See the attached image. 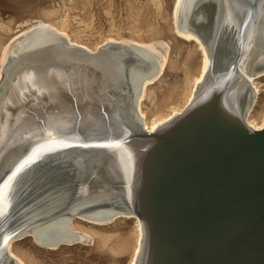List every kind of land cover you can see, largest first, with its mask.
<instances>
[{
    "label": "bare ground",
    "instance_id": "6f19581e",
    "mask_svg": "<svg viewBox=\"0 0 264 264\" xmlns=\"http://www.w3.org/2000/svg\"><path fill=\"white\" fill-rule=\"evenodd\" d=\"M170 17L201 65L184 66L183 106L153 119L141 102L165 73L161 41L92 48L36 21L2 49L0 185L32 149L52 150L0 198V264L30 260L14 248L28 237L48 251L107 247L98 229L120 219L134 221L132 243L109 247L110 264H264V112L250 116L264 0H173Z\"/></svg>",
    "mask_w": 264,
    "mask_h": 264
},
{
    "label": "rangeland",
    "instance_id": "374dc122",
    "mask_svg": "<svg viewBox=\"0 0 264 264\" xmlns=\"http://www.w3.org/2000/svg\"><path fill=\"white\" fill-rule=\"evenodd\" d=\"M172 3L173 0H0V58L18 26L36 21H46L64 30L71 40L92 48L103 46L108 39L161 41L167 50L165 73L147 86L141 102L146 118L153 119L169 108L183 106L189 92L184 85V66L187 62L196 68L201 65L195 44L182 40L172 30ZM206 24L200 22L197 27ZM254 83L259 84L257 103L250 116L258 120L264 112V76ZM134 226L133 220L120 219L100 227L98 232L108 236L107 247L98 245L94 238L81 245L48 251L28 237L14 242V248L29 252L31 258L25 264H110L103 256L110 255L109 247L118 239L131 242ZM128 256L123 255L125 261L121 264H128Z\"/></svg>",
    "mask_w": 264,
    "mask_h": 264
},
{
    "label": "snow or ice",
    "instance_id": "6c2138e0",
    "mask_svg": "<svg viewBox=\"0 0 264 264\" xmlns=\"http://www.w3.org/2000/svg\"><path fill=\"white\" fill-rule=\"evenodd\" d=\"M229 0H224V3L227 4ZM51 135V133H49ZM55 144V141H53ZM60 146H67V145H60ZM87 146V145H85ZM100 147H113L118 145H99ZM52 147L50 145H42L39 148H34L32 151L20 161V163L16 166L15 170L11 172L10 175L7 176V179L3 181L2 185H0V198H3L7 190H9L12 181L15 179L18 173H20L23 169H25L30 164L34 163L36 159L39 158L41 152L44 151H51ZM7 205L5 204L4 207L0 208V215H3L6 211ZM9 237L4 236L3 240L6 244Z\"/></svg>",
    "mask_w": 264,
    "mask_h": 264
},
{
    "label": "water",
    "instance_id": "95a60500",
    "mask_svg": "<svg viewBox=\"0 0 264 264\" xmlns=\"http://www.w3.org/2000/svg\"><path fill=\"white\" fill-rule=\"evenodd\" d=\"M85 146V145H84ZM69 147H78V145L77 144H74V143H70V146ZM81 147V146H80ZM83 147V146H82ZM85 148H90V146H88V147H85Z\"/></svg>",
    "mask_w": 264,
    "mask_h": 264
}]
</instances>
